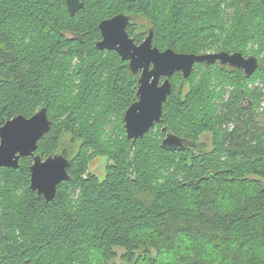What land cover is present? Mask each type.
<instances>
[{"label":"trees","instance_id":"1","mask_svg":"<svg viewBox=\"0 0 264 264\" xmlns=\"http://www.w3.org/2000/svg\"><path fill=\"white\" fill-rule=\"evenodd\" d=\"M83 2L70 16L65 0H0V121L46 108L51 128L37 154L69 160V181L49 203L29 189L30 158L0 168V264H263L260 95L240 71L195 64L189 78H171L158 131L131 147L122 117L138 77L95 43L102 20L125 14L134 43L152 30L161 51L264 52V0ZM135 17L147 31L138 34ZM260 77L259 67L250 81ZM228 85L237 89L223 99ZM162 127L209 144L162 148ZM100 158L103 179L90 171Z\"/></svg>","mask_w":264,"mask_h":264},{"label":"water","instance_id":"2","mask_svg":"<svg viewBox=\"0 0 264 264\" xmlns=\"http://www.w3.org/2000/svg\"><path fill=\"white\" fill-rule=\"evenodd\" d=\"M65 6L68 14L73 16L83 9L84 2L65 0ZM129 23L130 18L125 14L102 20L98 24L100 39L95 43V48L116 53L121 61L127 62L131 74L138 77L136 101L122 117L125 137L131 141V147L161 122L163 104L171 94V78L176 73H181L182 78L187 79L195 64L210 66L218 62L241 69L245 76L251 77L258 68L256 57L245 58L240 52L194 54L172 49L161 51L153 45L152 30L148 31L142 42L136 44L127 33ZM50 128L46 108L29 118L17 115L4 123L0 121V168L17 170L20 160L30 158L29 189L46 203L54 200L61 183L69 181V160L62 153L47 157L37 154L38 142ZM161 133L165 135L161 141L162 148L184 149L182 144L185 140L172 135L167 127H162Z\"/></svg>","mask_w":264,"mask_h":264},{"label":"rangeland","instance_id":"3","mask_svg":"<svg viewBox=\"0 0 264 264\" xmlns=\"http://www.w3.org/2000/svg\"><path fill=\"white\" fill-rule=\"evenodd\" d=\"M135 24H136V29H137L138 34L147 31V30L144 29L145 27L148 26V23H147L146 19H144L142 17H135ZM140 26H142L143 29H139ZM260 49H261V46H258V44L249 45V47L247 48V50L243 54L245 56H253V57L255 55H258V58L260 59V65H261L260 68L262 69L263 64H264V52L260 51ZM211 52H217V51H209L208 53H211ZM218 67H220V66H218ZM258 75L262 76L260 71H258ZM177 83H178V81H177ZM177 87L179 88V85H177ZM231 87L232 86L228 85V88H229L228 90H231L230 89ZM245 87H246V89L248 91H255L258 94V96L260 95V98H259L260 99V103H259V106L256 109V113L264 114V80L261 77L258 78L255 81L248 80V82H246V84H245ZM232 88H233V91H235V89H237V85H235ZM156 130L158 131L157 127L154 126L153 127V132H155ZM159 130H161V129H159ZM124 134H125V131H124ZM159 140L161 141V138ZM203 140L207 141L205 145L208 146V144H209L208 138L204 137ZM61 141H62V145L65 146L67 144V142H69V138H67L66 135H63L61 137ZM73 150L76 151V148H73ZM104 164H105V159L104 158H102V159L100 158V159L94 160L90 164L91 173L95 174L99 179H103L104 176H105V171H104V166L105 165ZM118 261H119V259L115 260V262H118Z\"/></svg>","mask_w":264,"mask_h":264},{"label":"flooded vegetation","instance_id":"4","mask_svg":"<svg viewBox=\"0 0 264 264\" xmlns=\"http://www.w3.org/2000/svg\"><path fill=\"white\" fill-rule=\"evenodd\" d=\"M242 54V53H241ZM243 56L245 57V58H247V57H251V56H245L244 54H243ZM258 60V59H257ZM204 65V64H203ZM214 65H217V66H221L220 65V63H218V62H216ZM195 66V65H194ZM223 66V65H222ZM261 65H260V63H259V60H258V68L260 67ZM223 67H228V68H231V67H229V66H227V65H224ZM257 68V69H258ZM231 69H234V70H236V71H240L241 73H242V75L244 76V77H246L247 78V80H250V79H252V76L251 77H247V76H245L244 75V73H243V71L241 70V69H236V68H231ZM193 71H194V67H193ZM180 75H181V73H180ZM229 88L227 87V89L225 90V95H224V97H223V99H227L228 98V96L230 95V93H231V91H233V88L231 87L230 89L231 90H228ZM245 96H242V98H241V100H240V106H241V108H249V107H251L252 106V103L251 102H248L247 103V105L245 104ZM157 125V124H156ZM161 129V128H160ZM163 135V137H161V141L163 140V138L165 137V135L164 134H162ZM202 140V141H201ZM204 144H206V142L207 141H205V140H203V139H200V142H197V143H195V142H192V141H185L182 145L184 146V148H186L187 150H202V149H204L203 148V143Z\"/></svg>","mask_w":264,"mask_h":264}]
</instances>
